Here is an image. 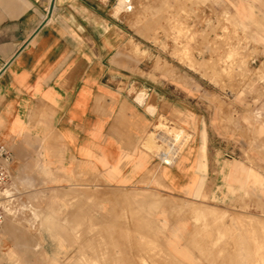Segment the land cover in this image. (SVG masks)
Wrapping results in <instances>:
<instances>
[{"label": "crops", "instance_id": "1", "mask_svg": "<svg viewBox=\"0 0 264 264\" xmlns=\"http://www.w3.org/2000/svg\"><path fill=\"white\" fill-rule=\"evenodd\" d=\"M118 1L0 0V144L13 152L17 185L90 182L193 194L203 174L208 187L231 147L240 155L247 149L246 123L239 117L236 140L221 123L231 102H182L193 88L153 73L151 58L137 61ZM183 2L216 39L202 47L217 69L244 76L264 61V0ZM198 67L192 76L203 73ZM162 117L188 124L190 138L173 164L152 149L151 123ZM3 224L1 262L13 233Z\"/></svg>", "mask_w": 264, "mask_h": 264}, {"label": "rangeland", "instance_id": "2", "mask_svg": "<svg viewBox=\"0 0 264 264\" xmlns=\"http://www.w3.org/2000/svg\"><path fill=\"white\" fill-rule=\"evenodd\" d=\"M183 1L119 0L115 11L124 9L137 61L151 58L153 73L163 71L193 88L182 102H231L221 123L236 140L240 117L247 149L240 155L231 147L233 158L225 156L207 188L202 173L193 194L90 182L19 186L11 166L13 198L3 226L13 233L0 264H264V61L244 76L217 69L202 47L216 39L191 21L197 12ZM196 65L203 73L192 76ZM135 92L144 99L145 90ZM187 125L165 117L152 122L155 154L164 152L175 163L190 138Z\"/></svg>", "mask_w": 264, "mask_h": 264}, {"label": "built area", "instance_id": "3", "mask_svg": "<svg viewBox=\"0 0 264 264\" xmlns=\"http://www.w3.org/2000/svg\"><path fill=\"white\" fill-rule=\"evenodd\" d=\"M170 147L172 148L173 144H171ZM160 156L162 158V161L165 164H168L163 160V158L167 156V154L161 152ZM12 162L13 152L11 151V149L8 148L5 144H0V226L3 224L6 216L9 213V208L11 206L13 198L9 186Z\"/></svg>", "mask_w": 264, "mask_h": 264}, {"label": "bare ground", "instance_id": "4", "mask_svg": "<svg viewBox=\"0 0 264 264\" xmlns=\"http://www.w3.org/2000/svg\"><path fill=\"white\" fill-rule=\"evenodd\" d=\"M123 1H124V0H121V2H123ZM164 161H165L166 163L170 164V163H169L170 160H169L168 158L165 157Z\"/></svg>", "mask_w": 264, "mask_h": 264}]
</instances>
